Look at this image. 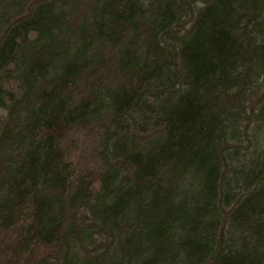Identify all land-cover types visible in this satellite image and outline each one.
<instances>
[{"label": "trees", "instance_id": "16d2710c", "mask_svg": "<svg viewBox=\"0 0 264 264\" xmlns=\"http://www.w3.org/2000/svg\"><path fill=\"white\" fill-rule=\"evenodd\" d=\"M0 264H264V0H0Z\"/></svg>", "mask_w": 264, "mask_h": 264}]
</instances>
